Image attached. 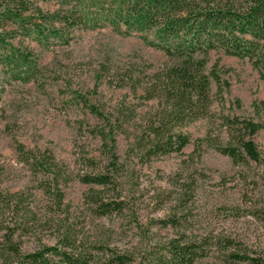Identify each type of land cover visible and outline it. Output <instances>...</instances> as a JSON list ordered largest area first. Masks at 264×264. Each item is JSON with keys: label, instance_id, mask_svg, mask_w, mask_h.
Instances as JSON below:
<instances>
[{"label": "rangeland", "instance_id": "rangeland-1", "mask_svg": "<svg viewBox=\"0 0 264 264\" xmlns=\"http://www.w3.org/2000/svg\"><path fill=\"white\" fill-rule=\"evenodd\" d=\"M39 4L49 12L60 8L57 0ZM70 36L47 46L19 37L37 55L39 79L0 76V206L8 194H18L14 202L25 228L16 240L22 248L55 244L69 228L127 251L133 257L128 264H166L159 257L171 240L194 246L193 264H264V128L253 136L259 162L236 164L206 142L195 152L199 139L227 142L226 117L258 119L253 103L264 100V82L251 62L211 51L207 73L217 72L222 85L213 80L210 114L181 127L192 139L183 153L147 161L128 138L155 103L132 89L131 76L153 74L171 63L169 57L141 33L123 35L107 25L78 27ZM87 103L106 112L122 103L136 110L132 125L117 136L120 184L114 192H122L129 205L121 215L99 216L86 197L99 187L79 177L102 152L89 131L100 121ZM26 154L38 162L55 158L64 170L58 189L49 191L54 175L28 163ZM106 192V198L115 194ZM2 235L0 228V240Z\"/></svg>", "mask_w": 264, "mask_h": 264}, {"label": "trees", "instance_id": "trees-1", "mask_svg": "<svg viewBox=\"0 0 264 264\" xmlns=\"http://www.w3.org/2000/svg\"><path fill=\"white\" fill-rule=\"evenodd\" d=\"M42 0H0V76L15 81L39 79L41 64L30 46L19 37L41 46L53 40L68 42L71 31L78 27L95 29L111 26L123 35L141 33L144 42L162 50L171 63L153 74L133 79L132 89L141 90L155 107L141 120V128L129 136L132 150H138L147 161L173 152L183 153L192 143L181 127L210 114L213 80L221 87L219 74L207 73L211 51L248 59L264 82V0H57L60 8L44 11ZM52 1V0H43ZM100 121L89 131L102 144L100 160L89 159L92 170L80 174L83 183L98 186L88 194L87 202L99 216L123 214L129 205L119 191L117 136L135 119V108L121 104L106 112L94 104H86ZM258 117H226L227 142L219 137L199 139L196 153L206 142L236 164L261 161L253 136L264 128V100L253 103ZM31 165L54 175L49 183L59 188L64 172L52 155L38 162L37 156L26 154ZM32 161V162H31ZM145 161V160H142ZM34 163V164H33ZM114 192L106 198L105 194ZM59 200L63 194L58 190ZM8 194L0 206V264H128L133 257L119 247L111 246L99 236L80 235L67 228L55 244H41L26 251L16 240L25 228L18 218L15 197ZM2 200V199H1ZM15 203V204H14ZM23 219V218H22ZM174 225L177 221L170 220ZM173 221V222H172ZM167 224V221H163ZM197 257L193 245L171 240L159 260L166 264H193Z\"/></svg>", "mask_w": 264, "mask_h": 264}]
</instances>
